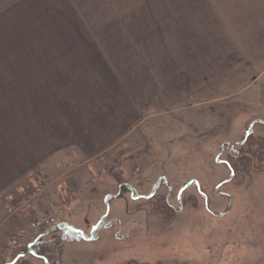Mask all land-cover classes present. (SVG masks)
Instances as JSON below:
<instances>
[{
  "label": "crops",
  "instance_id": "0c3cea01",
  "mask_svg": "<svg viewBox=\"0 0 264 264\" xmlns=\"http://www.w3.org/2000/svg\"><path fill=\"white\" fill-rule=\"evenodd\" d=\"M54 1L49 22L48 0H0V252L67 193L91 202L89 185L139 121L264 92V0ZM64 7L86 20L60 24ZM126 168L113 177L127 189ZM39 178L44 194L9 213Z\"/></svg>",
  "mask_w": 264,
  "mask_h": 264
},
{
  "label": "rangeland",
  "instance_id": "374dc122",
  "mask_svg": "<svg viewBox=\"0 0 264 264\" xmlns=\"http://www.w3.org/2000/svg\"><path fill=\"white\" fill-rule=\"evenodd\" d=\"M48 1L51 22L57 6ZM63 12L62 25L86 20V12ZM252 90L139 121L89 185L91 202L67 193L10 236L0 261L21 251L11 264H264V92ZM125 162L127 189L113 177ZM46 181L22 205L32 182L9 208L33 205Z\"/></svg>",
  "mask_w": 264,
  "mask_h": 264
},
{
  "label": "built area",
  "instance_id": "2783aa9c",
  "mask_svg": "<svg viewBox=\"0 0 264 264\" xmlns=\"http://www.w3.org/2000/svg\"><path fill=\"white\" fill-rule=\"evenodd\" d=\"M40 180H37L35 181L34 184H32V191L30 192H26L22 198H21V202L23 203L22 205H24V203L28 202L30 199H32V197H34L35 195H38L40 193V191L43 190V187L46 185V179L45 178H39ZM9 211H11V209L9 208L8 209ZM48 221H46L47 223ZM41 221H37V222H34L32 223V225L34 226V228L37 230L38 229V226L40 225ZM58 222L54 223V224H51L50 226L45 225L44 226V229L42 231H38V232H35V234L29 239V240H32L34 238H36L38 235H40L43 231H45L46 229H49L50 227L56 225ZM48 226V227H47ZM28 240V241H29ZM25 242L24 245L27 244V242Z\"/></svg>",
  "mask_w": 264,
  "mask_h": 264
},
{
  "label": "trees",
  "instance_id": "16d2710c",
  "mask_svg": "<svg viewBox=\"0 0 264 264\" xmlns=\"http://www.w3.org/2000/svg\"><path fill=\"white\" fill-rule=\"evenodd\" d=\"M263 124H264V122H263ZM155 195L153 194L151 197H154ZM169 206V205H168ZM172 207V206H171ZM58 228H60V227H58ZM39 254H40V256H42L43 255V253L42 252H39ZM16 260V259H15ZM15 260H13L11 263H13ZM10 263V264H11Z\"/></svg>",
  "mask_w": 264,
  "mask_h": 264
}]
</instances>
